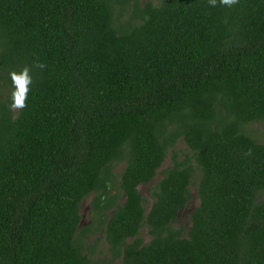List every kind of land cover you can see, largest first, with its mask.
Returning a JSON list of instances; mask_svg holds the SVG:
<instances>
[{"label": "trees", "instance_id": "16d2710c", "mask_svg": "<svg viewBox=\"0 0 264 264\" xmlns=\"http://www.w3.org/2000/svg\"><path fill=\"white\" fill-rule=\"evenodd\" d=\"M24 66L27 106L12 112L9 72ZM250 123L264 125V0H0V264H264ZM168 155L147 204L138 186Z\"/></svg>", "mask_w": 264, "mask_h": 264}, {"label": "rangeland", "instance_id": "374dc122", "mask_svg": "<svg viewBox=\"0 0 264 264\" xmlns=\"http://www.w3.org/2000/svg\"><path fill=\"white\" fill-rule=\"evenodd\" d=\"M151 1L153 3H157L159 0H139V3L142 5L144 2ZM124 15L122 17V21L127 18L129 14V9L123 12ZM244 131L255 138L256 140L263 142L264 141V125L261 123H250L245 126ZM176 147L178 149V159H181L186 151V147L183 142L178 141L176 144ZM173 160L171 159L170 155L167 156V158L163 161L161 167L157 170L156 176L153 178V180L148 184H141L138 186L139 192L141 195L146 198L147 204L151 202V198L149 195L150 188L153 186L160 178H161V171L167 167L172 166ZM123 164H116L112 167V173L115 176V178L118 180L119 175L121 172ZM198 175L195 173V175L192 178V183L189 186L190 194H191V200L189 201L188 205L179 211L177 216V221L173 224L174 227L181 226L183 234L185 235L187 232V229L190 225V215L192 213V210L197 206L198 204V196L196 192V184H197ZM92 195L85 198L80 205V226H83L90 222V214H91V208H90V201H91ZM122 201V198H121ZM101 236L100 233L91 235L90 238L87 240L90 243H93L95 239ZM140 236L144 240L145 243H147L150 239V236L147 233L146 227H142L140 230ZM105 252L107 251V245L103 238L98 241V244L96 246V253L98 252Z\"/></svg>", "mask_w": 264, "mask_h": 264}, {"label": "clouds", "instance_id": "9594fccd", "mask_svg": "<svg viewBox=\"0 0 264 264\" xmlns=\"http://www.w3.org/2000/svg\"><path fill=\"white\" fill-rule=\"evenodd\" d=\"M210 6H217V0H208ZM238 0H219L221 6L232 7L237 4ZM35 67L40 70H44L46 65L37 61ZM31 69L28 66H24L19 72L10 71L9 78L11 80V103L8 105L9 111L17 112L23 110L27 106L28 93L30 91V85L32 83V77L30 75ZM250 154V150L249 153Z\"/></svg>", "mask_w": 264, "mask_h": 264}]
</instances>
